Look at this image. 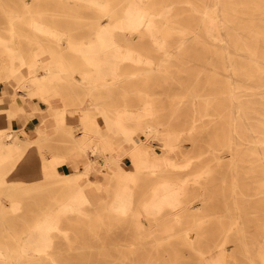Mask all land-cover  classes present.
Listing matches in <instances>:
<instances>
[{"label": "bare ground", "instance_id": "obj_1", "mask_svg": "<svg viewBox=\"0 0 264 264\" xmlns=\"http://www.w3.org/2000/svg\"><path fill=\"white\" fill-rule=\"evenodd\" d=\"M90 1L109 14L110 20L98 19L89 34L74 36L71 31L38 16H33L29 22L33 33L24 32L17 26L18 18L20 20L24 12L40 13L34 6L35 0H20L11 7L0 0L1 8L8 15L5 30L0 25V79H16L11 103L16 105L18 87L23 88L25 94L48 100L49 115L44 123L62 130L71 143L65 151L47 156L41 143L50 133L40 129L38 132L24 130L21 133L25 140L20 141L16 138L20 132L8 125L6 108L0 107V264H61L60 250L54 251V234L68 235L61 228V217L66 211H80L86 204H93L98 209L96 215L102 219L106 212L116 216L131 214L137 218L139 230L148 234L160 224L164 225L163 230H170L169 220L181 223L186 208L198 207L194 203L196 196L188 195V179L165 171L166 166H176L177 162L168 152L155 151L151 156L148 150L149 137L159 130L152 118L156 113L153 101L146 100L143 109L138 111L112 99L113 86L132 74L122 71L121 61L144 64L146 67L135 71L138 74L155 68V59L133 46L132 34L145 32L154 44L166 49L162 61L156 65L157 68L165 65L166 70V61L178 51L171 48L172 36L178 32L184 42L190 36L186 26L170 17L173 5H159L155 0H127L122 13L114 18L111 14L116 10L114 0ZM188 3L197 13L201 29L198 35H193L194 40L214 45L209 52L221 60L220 67L213 63L214 85L220 90L216 97L226 96L229 100L227 147L231 154L232 190L231 206L227 205V209L231 230L246 259L253 264H264V248L257 258L254 249L259 245L251 247L248 239L253 186L247 181L244 190L238 189V161L259 160L264 172V121H253V114L259 108L264 111V34L261 33L264 0H189ZM40 33L48 37L43 38ZM23 38L34 46H24ZM51 42L66 44L79 57L67 56L64 49L52 46ZM76 73L81 77L76 78ZM220 74L226 79L222 81ZM73 80L80 81L83 96L73 92ZM122 89L121 95L129 90ZM58 96L63 99V105L55 104L53 99ZM16 111L13 109L14 113ZM103 123L123 132L125 139L132 143L122 154L128 156V162L122 159L118 146L102 134ZM68 124L70 126H66ZM75 127L81 130L78 134ZM160 129L166 135L161 144L166 148L174 146L181 132L165 126ZM136 132L146 139L136 137ZM91 155L99 159L94 160ZM72 160H77L83 168L59 170L60 163ZM99 161L106 168L105 176L92 179L89 173ZM205 171H209V167ZM247 176L249 174L245 173V178ZM253 181L256 184V179ZM52 183L65 187L54 197L59 204L48 203L34 221L25 222V227L20 229L10 221L4 197L15 211L24 203L14 194L17 189L25 193L30 187ZM258 186L259 193H264V178ZM259 213L264 216V207ZM260 232L263 238L264 229ZM30 249L36 250L38 255L32 256ZM227 250L222 246L212 251L204 264H229L232 255Z\"/></svg>", "mask_w": 264, "mask_h": 264}, {"label": "rangeland", "instance_id": "obj_2", "mask_svg": "<svg viewBox=\"0 0 264 264\" xmlns=\"http://www.w3.org/2000/svg\"><path fill=\"white\" fill-rule=\"evenodd\" d=\"M3 1L10 7L20 2ZM89 1L35 0L34 6L41 10L40 13L24 12L21 19L18 18L17 26L24 32L33 33L29 22L33 16H38L52 21L61 29L71 31L74 36L87 35L98 19L106 22L110 20L109 14L98 9L93 1ZM155 1L159 5H173L170 17L172 20L181 21L190 36L184 42H181L178 32L172 36L171 48L178 51L166 61L168 67L165 70V65L161 68H157L156 65L162 61L166 49L154 44L145 32L142 35L132 34L133 46L146 55L149 53L155 59V68L146 74H138L135 71L146 67L144 64L134 60L121 61L122 71L132 74L113 86L115 95L112 99L118 103H127L130 110L134 107L138 111L143 109L146 100L153 101L156 113L152 118H155L159 130L149 137L148 150L151 156L155 155V151L159 154L168 152L171 159L177 162L176 166H166L165 171L188 179L186 185L188 195L196 196L194 203L198 204V207L186 208L181 223L169 220L170 230H163L164 225L160 224L148 234L139 230L137 218L131 214L116 216L106 212L107 215L102 219L96 215L98 209L93 204H86L80 211H66L61 217V228L68 233V237L61 233L54 234L56 239L54 251L60 250L58 253L61 254L59 257L61 264H204L205 258L209 257L212 251H218L224 246L228 248V254L232 255L229 264H253L244 256L239 241L231 230L227 209V205L231 206L232 190L231 154L227 147L229 100L226 96L216 97L220 90L214 85L216 78L213 64L220 67L221 60H217L209 52L214 45L210 43L203 45L194 40L193 35H198L201 29L198 27V15L192 10L189 0ZM113 2L116 3V10L111 13L112 18L122 13L127 0ZM7 20V12L0 6V25L3 30L7 27ZM162 22L166 25L164 20ZM261 33L264 34V29ZM39 35L43 38L48 37L43 33ZM22 40L27 48L34 46L28 39ZM51 44L64 49L67 56L79 57L66 44L57 45L54 42ZM81 64L86 68L82 61ZM76 74V78L81 77L80 73ZM220 75L222 81L226 79L223 74ZM79 83L80 81H72L73 92L82 95L84 91ZM15 84L14 77L10 80L0 79V107L6 108L8 125L20 132L16 138L24 142V134L21 132L24 130L38 132L40 129L50 133L41 143L46 149L47 156L68 149L71 146L69 137L62 130H55L53 126L44 123V118L49 115L48 100L25 94L23 88L18 87L15 93L16 105H12V90ZM125 87L129 90L121 95L120 92ZM256 98L259 99L260 96ZM53 100L57 105L64 104L60 96ZM13 109H17V113H14ZM253 115L254 122L264 121L262 108ZM28 118L34 120L27 126L25 121ZM164 126L181 132L179 140L170 148L161 144L166 139L163 129H160ZM75 130L77 134L81 131L77 127ZM101 132L118 146L121 155L132 145L117 128L103 123ZM135 136L146 139L142 133L136 132ZM250 156L252 157L251 154ZM91 157L94 160L99 159L95 155ZM121 157L125 162L129 161L127 155ZM11 163L12 161L7 162V165ZM238 164L240 165L238 189L244 190L247 181L253 186L252 198L249 201V209L253 212L249 216L251 225L248 229V239L251 247L259 245L254 249L258 258L264 248V237H260V231L264 229V216L259 213L264 207V193H259L258 186L260 180L264 178V172L260 168L259 160L248 162L240 160ZM72 167L83 168L77 160L60 163L58 166L62 172H68L73 169ZM208 167L209 171L206 172ZM104 171L106 168L99 161L89 174L92 179L102 178L105 176ZM245 173L249 174L248 178H245ZM255 179L256 184L253 181ZM144 188L146 189V185ZM64 190L65 187L60 183L30 187V191L25 193L17 189L14 194L24 200L23 206L12 211L10 201L5 197L3 204L11 215L10 221L20 229L25 227V222L34 221L37 218L36 214L42 212L48 203L59 204L58 201H54V197ZM82 211L90 215H85ZM83 244L88 245L84 247ZM29 251L32 256L38 255L34 249Z\"/></svg>", "mask_w": 264, "mask_h": 264}, {"label": "crops", "instance_id": "obj_3", "mask_svg": "<svg viewBox=\"0 0 264 264\" xmlns=\"http://www.w3.org/2000/svg\"><path fill=\"white\" fill-rule=\"evenodd\" d=\"M29 110V109H28ZM33 118H28L26 121H25V124L28 126L29 124H32L33 122Z\"/></svg>", "mask_w": 264, "mask_h": 264}]
</instances>
